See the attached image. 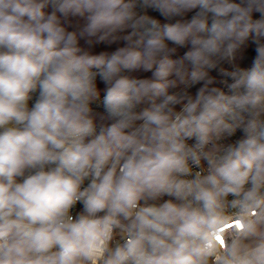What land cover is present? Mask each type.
Listing matches in <instances>:
<instances>
[{
	"label": "clouds",
	"instance_id": "9594fccd",
	"mask_svg": "<svg viewBox=\"0 0 264 264\" xmlns=\"http://www.w3.org/2000/svg\"><path fill=\"white\" fill-rule=\"evenodd\" d=\"M0 264H264V0H0Z\"/></svg>",
	"mask_w": 264,
	"mask_h": 264
},
{
	"label": "trees",
	"instance_id": "16d2710c",
	"mask_svg": "<svg viewBox=\"0 0 264 264\" xmlns=\"http://www.w3.org/2000/svg\"><path fill=\"white\" fill-rule=\"evenodd\" d=\"M81 43L83 44V42H81ZM122 44H123V42H121L120 45H112V46H106V45L101 44V45L96 46L95 49H94V51L96 53H98L100 51H104V50H107V51L111 52V51H114L117 46H122ZM184 50L185 49H180L179 54H182ZM245 55H246V59L244 60V63L245 64L250 63L251 59H253L254 56H255V44L251 40L248 43V46L246 48ZM143 75L147 76V75H150V73H145ZM98 85H99V87L101 89L104 88V85L103 84H98ZM102 93H103V91H102Z\"/></svg>",
	"mask_w": 264,
	"mask_h": 264
},
{
	"label": "built area",
	"instance_id": "2783aa9c",
	"mask_svg": "<svg viewBox=\"0 0 264 264\" xmlns=\"http://www.w3.org/2000/svg\"><path fill=\"white\" fill-rule=\"evenodd\" d=\"M147 11H148V14H149V15H152V16H154V17L160 18L161 21L164 22L163 18H162V17H159V14H158L157 12H155V11H153V10H151V9H149V10H147ZM188 15H189V17H190V16H191V13H189ZM254 16H257L256 19H258V18H260V13H254L253 17H254ZM224 67H225V68H229L230 66L227 65V64H225ZM212 75H213V76H216L217 73L214 71V72L212 73ZM218 80H219V78H218ZM97 82H98V84H102V83H100L99 78H98V81H97ZM215 86H222V85H220L219 83H217V85H215ZM195 90H196V89L193 88L191 91L194 93ZM102 98H103V93H101V100H102ZM34 99H35V97H34ZM33 102H34V101H33ZM31 103H32V102H30V106H31ZM93 106L96 107V105H93ZM99 110H102V109H99ZM79 207H80V206L78 205V206H77V209H76L77 211L79 210Z\"/></svg>",
	"mask_w": 264,
	"mask_h": 264
},
{
	"label": "water",
	"instance_id": "95a60500",
	"mask_svg": "<svg viewBox=\"0 0 264 264\" xmlns=\"http://www.w3.org/2000/svg\"><path fill=\"white\" fill-rule=\"evenodd\" d=\"M253 18H254V19H256V18H257V16H254Z\"/></svg>",
	"mask_w": 264,
	"mask_h": 264
}]
</instances>
